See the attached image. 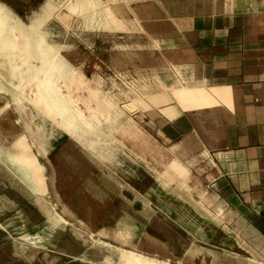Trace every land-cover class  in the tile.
I'll return each mask as SVG.
<instances>
[{
  "label": "crops",
  "instance_id": "1",
  "mask_svg": "<svg viewBox=\"0 0 264 264\" xmlns=\"http://www.w3.org/2000/svg\"><path fill=\"white\" fill-rule=\"evenodd\" d=\"M100 4L103 29L80 28L65 6L55 25L69 15L89 41L87 51H74L91 61L80 71L101 72L100 86L122 88L109 93L116 102L139 99L140 109L118 111L110 125L117 145L93 124L84 129L87 120L39 84L50 113L88 149L52 122L26 123L40 153H50L57 129L79 152L50 181L71 225L53 221L52 242L30 258L29 246L0 224V264H264V0ZM16 25L5 21L0 46ZM42 64L48 73L50 61ZM29 161L16 165L23 178ZM90 176L106 177L110 189ZM180 176L192 183L183 186ZM0 204L10 210L7 196Z\"/></svg>",
  "mask_w": 264,
  "mask_h": 264
},
{
  "label": "rangeland",
  "instance_id": "2",
  "mask_svg": "<svg viewBox=\"0 0 264 264\" xmlns=\"http://www.w3.org/2000/svg\"><path fill=\"white\" fill-rule=\"evenodd\" d=\"M58 2L59 0H47L40 15L35 17L37 21H47L44 28L31 30L14 21L20 26L16 25L11 33L5 28V33L10 34V41L8 43L6 38L5 44L2 42L0 46V200L7 196L9 204L5 207H10L3 214L4 207L0 204V216L6 217L5 221L0 220V224L7 223L15 243L29 246L25 253L30 258H37L41 249H47V245L53 240L54 231L59 228L54 230L53 227L71 225L62 206L53 200L50 181L64 177L65 156H74L79 152L76 149L71 151L68 146L72 140L62 137L57 129L54 137L50 139V153L42 154L28 133L26 123H35L36 126L39 124L45 128V120L49 124L52 122L88 149V146L73 135L69 124L63 123L60 116L50 113L46 101L39 94V84L43 82V86L50 89L53 96L64 99L76 114L87 120L83 122L84 129L91 128L89 125L93 124L100 131H105L117 145V140L112 135V131L116 129H112L110 125L115 123L118 111L126 113L140 109L139 99L126 103L121 100L116 102L109 93L115 96L118 91L123 93V90L120 86H100L95 78L101 79V72H94L97 76L91 78L89 70L80 71L79 65H90L91 61L85 54H74V51L80 49L84 53L88 50L89 41L86 34L78 32L72 25L69 15H66L68 21L63 17L62 24L55 25V14L65 11L62 9L65 6L69 13L78 17L80 28L94 30L107 27L106 19L102 23L101 12H104V16L106 13L101 8L100 0H61L60 10L56 11ZM0 3L10 6L19 17L29 18L32 10L45 4V0H0ZM2 29L0 27V33ZM42 55L45 57L43 59L50 61L48 73L46 67V71L43 70ZM138 114L135 112L134 121L141 123ZM131 125L132 128L126 130L133 131L132 134L137 140V136L141 137L138 135L140 130L136 125ZM119 138L124 139L120 134ZM135 153L141 155V149L136 148ZM90 154L105 163L98 155ZM26 156L30 158L27 164L32 172L25 171L23 178L16 165ZM75 159L79 165L78 156ZM139 165L142 167L141 163ZM90 177L100 181L102 188L110 189L106 177ZM189 179L180 176L179 180L186 187V182L192 183ZM17 201L20 205L13 203ZM18 206L23 209V214L18 213ZM56 219L57 224L53 226ZM3 239L5 240L0 234V242ZM123 251L128 250L120 253ZM17 254L20 256L21 251Z\"/></svg>",
  "mask_w": 264,
  "mask_h": 264
},
{
  "label": "clouds",
  "instance_id": "3",
  "mask_svg": "<svg viewBox=\"0 0 264 264\" xmlns=\"http://www.w3.org/2000/svg\"><path fill=\"white\" fill-rule=\"evenodd\" d=\"M46 3L47 0H45V4H41L38 6L37 9H33L29 18L19 17L18 14L15 13V10L12 9L10 6L4 3H0V27H2L5 21L7 20L9 22L18 21L21 25H24L25 28L31 30H39L44 28L45 23H47V21H37L35 17L40 15Z\"/></svg>",
  "mask_w": 264,
  "mask_h": 264
},
{
  "label": "bare ground",
  "instance_id": "4",
  "mask_svg": "<svg viewBox=\"0 0 264 264\" xmlns=\"http://www.w3.org/2000/svg\"><path fill=\"white\" fill-rule=\"evenodd\" d=\"M140 264H142V263H140ZM144 264V263H143ZM146 264H148V263H146Z\"/></svg>",
  "mask_w": 264,
  "mask_h": 264
}]
</instances>
